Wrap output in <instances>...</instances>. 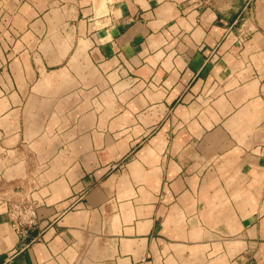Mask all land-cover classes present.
I'll use <instances>...</instances> for the list:
<instances>
[{"label": "crops", "instance_id": "obj_1", "mask_svg": "<svg viewBox=\"0 0 264 264\" xmlns=\"http://www.w3.org/2000/svg\"><path fill=\"white\" fill-rule=\"evenodd\" d=\"M0 264H264V0H0Z\"/></svg>", "mask_w": 264, "mask_h": 264}, {"label": "built area", "instance_id": "obj_2", "mask_svg": "<svg viewBox=\"0 0 264 264\" xmlns=\"http://www.w3.org/2000/svg\"><path fill=\"white\" fill-rule=\"evenodd\" d=\"M221 0H201L204 5L211 6ZM248 40V34L240 31L235 43L244 46ZM10 214L12 216V226L20 234L25 235L28 230L38 225L37 204L28 197H19L8 200Z\"/></svg>", "mask_w": 264, "mask_h": 264}]
</instances>
